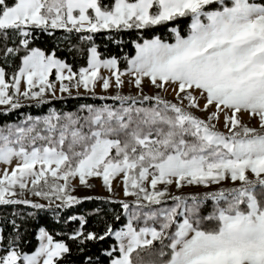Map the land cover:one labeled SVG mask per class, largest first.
<instances>
[{"label": "snow or ice", "instance_id": "6c2138e0", "mask_svg": "<svg viewBox=\"0 0 264 264\" xmlns=\"http://www.w3.org/2000/svg\"><path fill=\"white\" fill-rule=\"evenodd\" d=\"M211 5L218 7L210 10ZM186 17L191 18L187 37L173 27L175 43L160 37L135 43V56L125 57L124 71L118 58H102L94 45L87 49V67L78 73L54 52L30 47L36 30L48 35L53 30L120 32ZM9 33L20 38L25 54L10 82L0 67V105L7 110L21 107V97L46 102V94L56 95L57 83L60 93L71 95L75 89L79 94L82 88L95 95L99 80L107 92L113 78L117 94L102 98L119 106L85 105L84 116L53 112L43 120V129L37 127L39 119L26 128H0V165L7 166L0 174V205L45 209L43 203L18 198L29 190L49 206L59 201L57 208H71L82 202L71 194L73 180L91 187L88 179L101 177L111 192L112 181L122 176L124 195L136 198L131 206L120 202L125 213L135 208L125 228L108 225L103 234L89 232L81 218L71 240L84 245L114 237L116 246L105 252L110 264H157L144 259L145 250L159 264H264V0H0V37L7 40ZM3 51L5 57L19 53L6 45ZM101 69L111 75L102 76ZM53 70L55 82L49 79ZM124 76L132 77L129 83L138 95L120 94ZM145 77L165 92V86H174L176 102L144 95ZM241 113L256 119L258 127L244 123ZM221 116L224 131L217 128ZM229 180L240 186L203 198L172 196V206L142 211L165 203L170 186L209 187ZM202 200L215 202L212 214L201 215ZM140 220L144 226L135 227L133 222ZM205 220L217 226L208 229ZM38 240L39 247L27 254L12 239L0 264H62L71 252L43 228ZM85 264H93L92 258Z\"/></svg>", "mask_w": 264, "mask_h": 264}, {"label": "trees", "instance_id": "16d2710c", "mask_svg": "<svg viewBox=\"0 0 264 264\" xmlns=\"http://www.w3.org/2000/svg\"><path fill=\"white\" fill-rule=\"evenodd\" d=\"M9 4L14 0H8ZM114 0H103L105 4H111ZM218 5H211L209 9H214ZM190 17L179 18L167 25L155 26L149 29H131L120 32L112 30H102L97 33H67L64 30H53L52 35L36 30L34 38L30 40V47L40 48L46 54L55 53L58 59L69 64L74 72L79 71L81 67H87V49L89 46H96L101 53L102 58L116 57L119 60V68L121 71L127 69V60L125 57L132 58L135 56V43H142L145 39H154L160 37L166 43H175V35L170 30L178 28L183 37H187L189 33ZM92 35V41L82 40L81 37ZM19 49L18 55L5 57L4 46ZM25 49L20 43V38L14 33H9L7 40L0 37V67H3L7 73L6 79L10 82L11 77L18 72L22 66V58ZM117 106V101L111 99H102L98 97L88 96H72L65 99L53 100L49 103L41 105H22L15 110L0 111V128L7 125L27 127L30 122L41 120L50 112H55L61 116L74 113L76 115L86 113L82 111V106L92 105L99 107L102 105ZM145 106H150L149 102ZM31 117L32 120L28 118ZM39 144V143H38ZM208 193V192H207ZM209 194V193H208ZM207 194V195H208ZM205 194L195 197L203 198ZM183 197L190 198L192 195ZM92 199H80L82 202L71 208H57L59 201L52 203L54 205L46 206L43 210L33 209L28 205H0V255L5 254V249L12 239L16 241L18 251L27 254H33L38 248V233L43 228L54 241L64 242L70 248V254H67L62 264H85L88 257L92 258L93 264H110V258L105 255L107 250L116 246V241L110 237L104 241H89L84 245L70 239L80 227V219L83 218L86 223L84 230L103 234L108 225L114 230L125 228L127 220L121 205L122 200L111 198L91 197ZM39 199L45 203L46 200ZM190 201V199H189ZM205 200L203 212L208 206ZM127 202V201H124ZM174 202L172 199H166L162 205H168ZM205 216L204 214H202ZM120 219L117 220L116 217ZM75 217V219H73ZM204 227L211 229L217 226L215 221H204ZM167 243V241H166ZM159 247L157 243L155 245ZM81 249H83L81 251ZM165 251H168L165 249ZM146 261L157 260L158 258L150 254L148 250L141 252ZM168 259V257H164Z\"/></svg>", "mask_w": 264, "mask_h": 264}, {"label": "rangeland", "instance_id": "374dc122", "mask_svg": "<svg viewBox=\"0 0 264 264\" xmlns=\"http://www.w3.org/2000/svg\"><path fill=\"white\" fill-rule=\"evenodd\" d=\"M227 2V0H226ZM22 67V66H21ZM101 75L108 77L111 74L105 70V69H101ZM50 81L55 82V70H53V74L49 77ZM122 79L124 80V86L122 89L119 90L121 95H138V90L134 87V85L130 84L129 81L132 79V77L130 76H124L122 77ZM67 83V82H66ZM166 88H168V91L165 92L159 88H156L155 86H153L150 82V80L145 77L144 80L142 81V88H143V94L144 95H148V96H155V95H160L162 96L164 99L169 100V101H173L176 102L174 100V93L171 92V87L174 86H165ZM21 88L23 90L24 85L22 83ZM59 84L57 83V92L56 95L53 96L51 95V93L46 94L45 96V101L46 102H38L36 100H28L25 99L23 97L20 98V104L22 105H41V104H45V103H49L53 100H60V99H65V98H69L72 96H88V97H98V98H102V97H112L114 95L117 94V89L115 88V82H114V78L112 80V87L109 88V90L107 92H104L102 89V82H100L99 80L97 81L96 84V88H95V95H93L92 93H87L85 92L82 88L80 90V93L77 94L75 89H73V92L71 95H69L68 93H60L59 92ZM38 90V89H35ZM103 99V98H102ZM111 99V98H108ZM113 100V99H111ZM117 107L119 106V102L117 101ZM204 101L201 100L200 104L201 106H203ZM7 110V106L5 105H0V111H6ZM190 111L202 118V119H206L207 118V113L204 112H200L197 109H190ZM53 112H50L48 115H46L45 117H43L40 121L41 123L37 126L39 129H43L44 125H43V120L46 117H49ZM87 113H83V114H78L79 116H84ZM60 115V114H59ZM242 117V120L244 123H247L249 127H258L256 119H250L247 113H241L240 114ZM64 116V115H63ZM34 121L30 122L29 125H31ZM28 127V126H27ZM217 128L220 129L221 131H224L225 129L223 128V116H221L220 122L217 124ZM37 143H41V142H37ZM15 161L13 162V167H15ZM7 166L5 165H0V174H2L3 170L6 168ZM249 177L250 178H254L252 177L251 173H249ZM62 183V181H61ZM88 184L91 185V187H85L83 185L79 184L78 179L77 180H73L72 181V186L75 188V191L71 192L72 195L76 196L79 199H84V198H88V197H100V198H111V199H115V200H122V201H127L130 206L134 205V201H135V197L133 196H125L124 195V186L122 183V176L121 177H117L116 179H114L112 181V191L109 192L107 188L104 187L103 185V180L101 177H91L88 179ZM240 186V182L237 181L235 182V184H233L230 180L229 181H223L220 184H213L210 185L209 187H203V186H196V185H191L188 186L186 185L183 188H179L177 189L175 186H170L169 187V195L168 197H166V199H172V196H185V195H192V196H197V195H202L205 194L204 196H206L208 193L211 194L213 192H217L219 191L221 188H231V187H239ZM158 187H163V186H158ZM17 191H19L17 189ZM208 192V193H207ZM20 199H28L34 203H43L46 206H49L48 203H45L43 201H41L39 199V197L33 196L31 191L29 190H25V193L22 197H18ZM204 202L207 203V207H206V211L203 212L204 205L201 203L200 205V213L201 215L204 214L205 216H208L210 214H212V212L214 211V207H215V202L211 201V200H205ZM146 203V202H144ZM174 202L168 204V205H154L149 207H145L142 209V211L144 213H147L149 211H155V210H159L162 207H170L173 205ZM192 201H189V204H191ZM223 201L221 202V204L223 205ZM54 205V204H51ZM135 211L134 207H130L129 213H125V218L128 222L129 219V215L131 212ZM206 221V220H205ZM215 221V220H212ZM217 222V221H215ZM134 226L139 228V227H143L144 223L143 220L140 221H134ZM203 224H205V222H203ZM149 225L150 226H156L158 227V225H152L151 221H149ZM39 236V233H38ZM37 236V237H38ZM114 238V237H113ZM39 240H38V247H39ZM1 251V249H0Z\"/></svg>", "mask_w": 264, "mask_h": 264}]
</instances>
